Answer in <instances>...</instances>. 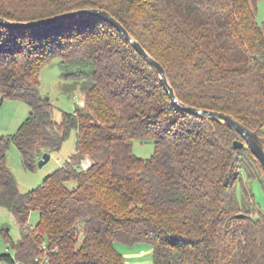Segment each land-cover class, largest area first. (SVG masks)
<instances>
[{"label": "trees", "instance_id": "1", "mask_svg": "<svg viewBox=\"0 0 264 264\" xmlns=\"http://www.w3.org/2000/svg\"><path fill=\"white\" fill-rule=\"evenodd\" d=\"M257 1L0 0V17L37 21L106 10L162 65L180 102L229 113L264 138ZM53 59L62 68V91L83 101L58 122L39 93L40 69ZM5 99L23 100L30 113L14 133L0 136V206L21 232L17 241L3 233L12 252L0 261L126 264L114 243L145 242L151 264H264V212L250 184L258 179L264 189L260 161L246 145L233 146L243 139L227 124L177 106L155 68L108 21L0 25V108ZM71 131L72 153L21 192L7 165L9 145L33 170ZM133 139L152 140V154L135 155ZM32 210L39 213L33 228Z\"/></svg>", "mask_w": 264, "mask_h": 264}, {"label": "rangeland", "instance_id": "2", "mask_svg": "<svg viewBox=\"0 0 264 264\" xmlns=\"http://www.w3.org/2000/svg\"><path fill=\"white\" fill-rule=\"evenodd\" d=\"M255 18L258 24H264V0H258L255 8ZM40 87L39 93L43 97H48L52 103L53 119L59 121L63 111H73L77 105L78 95L68 96L61 89L62 68L57 59H53L44 64L39 72ZM30 108L23 100L5 99L0 108V136L14 133L19 125L28 117ZM75 132L71 131L69 137L62 143L58 151L49 152V160L41 167L36 166L33 170L26 169L23 166L21 155L16 146L11 143L6 152L7 165L13 174L18 189L21 192H27L38 185L43 179L58 168L64 160L72 153L74 149ZM154 149L152 140L133 139L132 151L138 157H149ZM89 164L88 159L82 161V167ZM256 174L258 172L256 171ZM259 175L262 177V173ZM264 181V180H263ZM251 188L254 199L259 209L264 212V189L258 179L251 180ZM236 196L240 198V186H236ZM39 218L37 210H32L29 214L28 224L34 227ZM7 232L10 239L17 241L20 238V229L13 215L5 208L0 206V254L11 253L8 243L4 237ZM115 248L122 253L126 264H151L152 253L151 246L148 243L140 242L133 245L115 242ZM6 264V263H4Z\"/></svg>", "mask_w": 264, "mask_h": 264}, {"label": "water", "instance_id": "3", "mask_svg": "<svg viewBox=\"0 0 264 264\" xmlns=\"http://www.w3.org/2000/svg\"><path fill=\"white\" fill-rule=\"evenodd\" d=\"M83 16H97L103 18L104 20L112 24L123 35L124 39L128 41L136 49V51L139 52L155 68L171 100L177 106H179L182 110L189 112L193 115L219 120L227 124L231 128H233L239 135H241L243 139V140H234L233 146L235 148H241L244 145H246L250 149V151L256 156V158L260 161L264 171V138L259 136L255 130H251L250 128L243 125L239 120H237L229 113H225L217 110H211L207 108H197L180 102L175 96L174 90L167 80L162 65L154 58H152L141 46V44L133 37H131V35L128 33L125 27L106 10L100 8H82L72 12H63L57 15L49 16L37 21H15L0 17V25L9 28L41 27L61 20L72 19ZM45 99L47 100L48 97H45ZM49 158H50L49 152H43L41 157L37 161V166L41 167L49 160Z\"/></svg>", "mask_w": 264, "mask_h": 264}, {"label": "built area", "instance_id": "4", "mask_svg": "<svg viewBox=\"0 0 264 264\" xmlns=\"http://www.w3.org/2000/svg\"><path fill=\"white\" fill-rule=\"evenodd\" d=\"M80 105H82L83 104V101L82 100H78L77 101ZM45 247V245H43V248ZM5 262H3V261H0V264H4ZM15 264H18V262H15Z\"/></svg>", "mask_w": 264, "mask_h": 264}]
</instances>
